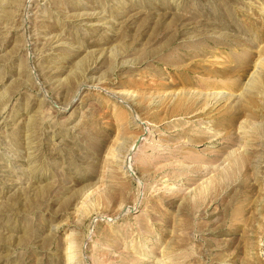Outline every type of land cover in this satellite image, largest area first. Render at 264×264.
Returning a JSON list of instances; mask_svg holds the SVG:
<instances>
[{
	"label": "rangeland",
	"instance_id": "rangeland-1",
	"mask_svg": "<svg viewBox=\"0 0 264 264\" xmlns=\"http://www.w3.org/2000/svg\"><path fill=\"white\" fill-rule=\"evenodd\" d=\"M0 264H264V0H0Z\"/></svg>",
	"mask_w": 264,
	"mask_h": 264
},
{
	"label": "bare ground",
	"instance_id": "bare-ground-1",
	"mask_svg": "<svg viewBox=\"0 0 264 264\" xmlns=\"http://www.w3.org/2000/svg\"><path fill=\"white\" fill-rule=\"evenodd\" d=\"M247 102H250V100H248ZM249 104V103H248Z\"/></svg>",
	"mask_w": 264,
	"mask_h": 264
}]
</instances>
